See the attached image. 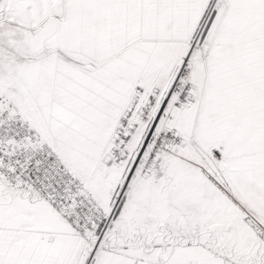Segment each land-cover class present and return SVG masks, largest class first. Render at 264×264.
<instances>
[{
	"label": "snow or ice",
	"instance_id": "6c2138e0",
	"mask_svg": "<svg viewBox=\"0 0 264 264\" xmlns=\"http://www.w3.org/2000/svg\"><path fill=\"white\" fill-rule=\"evenodd\" d=\"M0 264H264V0H0Z\"/></svg>",
	"mask_w": 264,
	"mask_h": 264
}]
</instances>
